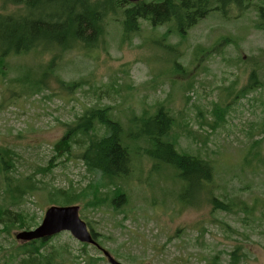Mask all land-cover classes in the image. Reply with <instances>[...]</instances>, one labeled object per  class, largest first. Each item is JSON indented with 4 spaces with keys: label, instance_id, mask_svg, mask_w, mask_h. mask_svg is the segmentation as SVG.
<instances>
[{
    "label": "rangeland",
    "instance_id": "1",
    "mask_svg": "<svg viewBox=\"0 0 264 264\" xmlns=\"http://www.w3.org/2000/svg\"><path fill=\"white\" fill-rule=\"evenodd\" d=\"M260 9L264 0H251L242 13L231 8L226 17L213 12L185 36L173 24L154 28L147 21L127 36L123 18L109 16L100 47L37 49L5 57L0 62V149L15 155L10 171L0 169V210L12 202L5 176L11 181L31 177L39 188L35 197L26 196L12 208L35 224L31 229L51 206H80L98 243L122 264H264ZM0 12L23 13L7 0H0ZM253 73L257 84L246 91ZM45 78L47 87L33 91ZM72 83L76 87L65 86ZM161 108L174 118L172 136L179 150L216 166L215 196L231 210H214L204 194L194 196L195 205L190 198L180 201L184 188L174 171L135 152L130 178L118 182L128 203L119 209L95 207L94 197L104 198L111 186L87 169L79 151L70 155L58 149L67 125L86 110H107L130 132L135 118ZM70 188L79 202H50L55 189ZM24 230L0 234V264H17L19 259L10 255L14 242L20 243L15 235ZM54 250L69 264L89 259L110 264L102 251L69 232L53 237L46 252Z\"/></svg>",
    "mask_w": 264,
    "mask_h": 264
},
{
    "label": "trees",
    "instance_id": "2",
    "mask_svg": "<svg viewBox=\"0 0 264 264\" xmlns=\"http://www.w3.org/2000/svg\"><path fill=\"white\" fill-rule=\"evenodd\" d=\"M7 1L19 6L23 13L0 12V62L9 54L20 55L37 49L67 51L100 47L106 34L109 16L123 18L122 25L127 36L139 32L140 21H147L154 28L173 24L178 34L185 36L213 12H219L226 17L229 15L228 11L234 8L242 13L249 7L251 0H142L138 3L124 0ZM259 14L264 20L262 9ZM55 63V60L51 63V72L55 70ZM46 78L33 91L39 92L47 87ZM256 84L257 77L253 73L250 85L245 90L253 89ZM76 85L65 84L68 89ZM215 112L220 113L221 110L217 109ZM174 124V118L161 108L152 116L135 118V127L126 132L111 117L109 111L90 109L74 123L67 125L58 149L70 155L74 154V149L79 151L78 157L87 169L100 174L111 186L104 198L94 197L93 203H97L94 204L95 207L104 205L119 209L128 203L126 191L118 182L130 178L135 152L149 158L156 166L174 171L184 188L179 197L180 201L190 198L192 200L189 199V204L195 205L198 200L194 196L204 194L214 210H231L232 205L215 196L213 184L216 166L203 157L180 151L176 138L173 139L172 136ZM141 142L144 146H141ZM14 155L12 150L0 149V169L4 174L10 171ZM5 178L3 184L6 186V196L12 202L7 208L0 210V234L11 236L13 230H31L35 226L27 222L25 214L15 212L12 208L24 202L26 196L35 197L39 188L31 177L22 181H11L8 176ZM49 200L51 203L61 201L66 205L80 201L71 188L55 189ZM90 230L98 240V234L93 229ZM52 239L29 243L14 242L10 258L19 259L17 264H69L62 253L56 250L46 252ZM85 264L95 263L93 259H89Z\"/></svg>",
    "mask_w": 264,
    "mask_h": 264
},
{
    "label": "water",
    "instance_id": "3",
    "mask_svg": "<svg viewBox=\"0 0 264 264\" xmlns=\"http://www.w3.org/2000/svg\"><path fill=\"white\" fill-rule=\"evenodd\" d=\"M129 3H138L142 0H124ZM165 1V0H157ZM63 232H69L78 242L94 246L103 252L110 264H122L116 260L94 238L88 224L80 216V206H51L45 211L42 223L31 230H24L15 235L21 243L53 238Z\"/></svg>",
    "mask_w": 264,
    "mask_h": 264
}]
</instances>
